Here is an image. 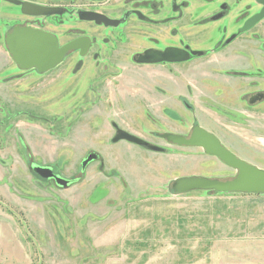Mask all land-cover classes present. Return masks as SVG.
Listing matches in <instances>:
<instances>
[{
    "label": "rangeland",
    "instance_id": "1",
    "mask_svg": "<svg viewBox=\"0 0 264 264\" xmlns=\"http://www.w3.org/2000/svg\"><path fill=\"white\" fill-rule=\"evenodd\" d=\"M22 1L69 5V15L44 26L61 44L89 36L94 46L85 57L70 53L50 72L23 71L4 37L15 25H36L38 19L0 0V264H264V194L171 192L181 177L236 176L201 149L160 137L189 136L196 124L210 129V120L225 122L200 97L209 94L197 68L209 59L133 61L147 48L180 44L209 55L211 41L239 15L199 27L191 14L185 24L131 18L104 28L78 18L84 0ZM132 7L151 16L145 0L127 6L112 0L102 11L120 18ZM242 39H259L246 53L264 54V22ZM257 114L235 111L228 141L240 157L264 167L261 121L248 117ZM113 124L164 152L113 143ZM91 153L99 159L82 171ZM32 166L75 182L62 189L35 175Z\"/></svg>",
    "mask_w": 264,
    "mask_h": 264
},
{
    "label": "flooded vegetation",
    "instance_id": "2",
    "mask_svg": "<svg viewBox=\"0 0 264 264\" xmlns=\"http://www.w3.org/2000/svg\"><path fill=\"white\" fill-rule=\"evenodd\" d=\"M119 1H123V6H127V4L129 3L135 5V3L140 0ZM25 2L34 3L32 1ZM111 2L112 0H84V9L79 11V14L81 12H87L105 15L111 19L119 21L116 27H106L104 24H97L95 21L92 20H82L80 19L79 15L78 18L82 22L94 24L97 27L104 28H118L125 22L128 23L131 18H135V20H139L142 23H150L152 21L155 24L161 22L162 26L166 27L170 22H180L185 24L191 19V14H197V17L194 18V20L196 21L195 25L199 27L226 19L230 13H235L239 15L236 18L235 22H233L231 25H225L224 29H222L220 32L221 37L219 39H213L211 41L213 43V48L210 50L209 55L208 53H205L202 50L191 49L189 44H180L175 46H166L163 49L153 47L147 48L142 52L136 53L133 57V61L139 65H181L191 62L194 58H208V61L203 62L197 68L203 70V75L205 77V79L203 78V80L200 81V86H202L204 91H207L209 94L207 96L205 93H203V96L200 97L203 99H208V102L205 107L212 111L221 112L220 114L223 115V117L225 118V122H223L222 120H215L214 122L212 120L211 122L210 120V125L213 126L210 129H207L198 124H196L195 127L199 126L204 130L208 131L210 134L214 135L225 148L235 154L238 158L246 161L251 165L259 167L258 165L240 157L234 151V148L232 147L231 143H229L228 139L229 137H233V135H231L232 130L230 129L233 126L230 124L233 123V115L235 111L240 112L241 114H245L246 112L250 111L255 113L258 111L257 115L259 116L256 117L248 115V117L255 119L256 123L261 121V124H259V126H261L260 128H262V132L264 133V113L260 111L261 105L264 104V54L258 55L246 53V50H249L248 46H252V43L257 42L259 39H242V35L252 32L256 28H258L261 23L264 22V19H262L260 22L256 23L248 30L243 31L246 22L253 16L259 14L263 10L264 5L260 4L257 0H145V3L148 4L151 10V16H149L150 18L143 11L136 7H132L130 10H126L124 12V15L122 17L120 16V18H113L102 11V9L110 5ZM34 4L49 8H57L59 9L58 14L52 16L34 17L35 19H38L36 25L22 24L15 25L14 27H12V29L8 31L4 37V42L6 44L7 51L9 54L10 52L8 46V36L11 35L16 28H28L31 30L49 33L58 39L60 47L69 44L75 40L87 39L90 42V45L88 52L84 56L81 55V50L73 52L79 53V55L82 57H85L88 53H90L92 47L94 46L91 37L81 36L72 39L64 44H61L58 35L53 33L52 31H49L44 26L47 24L50 25L51 21L55 17L69 15V11L72 10L69 5L41 3ZM16 7L19 8V11H21L20 6ZM170 11L174 15H170ZM154 15L163 16L160 20H155L152 18ZM235 44L237 45L233 46ZM260 48L262 51H264V42L260 45ZM166 51H170L169 55L165 59L167 61L153 63L154 61L160 58V53H165ZM69 54L65 56L64 60ZM185 57H187L185 61H176ZM202 102L203 100L201 99L200 103ZM259 135L264 136V134ZM197 148L201 149L205 153L202 148ZM212 157L216 158L225 167L230 168L225 165L219 158L215 156ZM259 168L264 169V167ZM47 181L54 182L53 179H49Z\"/></svg>",
    "mask_w": 264,
    "mask_h": 264
},
{
    "label": "water",
    "instance_id": "3",
    "mask_svg": "<svg viewBox=\"0 0 264 264\" xmlns=\"http://www.w3.org/2000/svg\"><path fill=\"white\" fill-rule=\"evenodd\" d=\"M13 5L20 6L21 12L26 16H52L58 14L59 9L40 6L34 3L21 0H4ZM264 5V0H257ZM80 19L92 20L97 24H104L106 27H116L118 20L111 19L105 15L97 13L81 12ZM264 19L263 10L250 18L243 31L248 30L256 23ZM90 42L87 39L75 40L60 47L58 39L42 31L28 28H16L8 36L9 52L15 63L21 70L36 69L40 73H47L60 65L65 56L70 52L81 50L84 56L89 49ZM170 51L160 53V58L153 63L167 61L166 57ZM196 54V53H195ZM187 57L176 60L185 61ZM116 135L112 139L113 143L126 141L140 147L147 148L153 152H163V148L155 146L142 138L133 135L113 124ZM160 137L167 143L180 147L202 148L207 155L219 158L225 165L236 171V176L230 180L208 178L203 176H187L175 179L171 185V192L174 196H181L191 192H216V193H243V194H264V169L256 167L238 158L235 154L225 148L219 140L201 127H194L191 134L186 137L181 134L164 133ZM99 159L98 154L91 153L82 161L81 168L84 171L87 166ZM32 172L42 180L53 179L55 184L68 189L71 181L59 176L52 168L42 166H32Z\"/></svg>",
    "mask_w": 264,
    "mask_h": 264
},
{
    "label": "trees",
    "instance_id": "4",
    "mask_svg": "<svg viewBox=\"0 0 264 264\" xmlns=\"http://www.w3.org/2000/svg\"><path fill=\"white\" fill-rule=\"evenodd\" d=\"M75 181L73 180V181H71V185L74 183Z\"/></svg>",
    "mask_w": 264,
    "mask_h": 264
}]
</instances>
